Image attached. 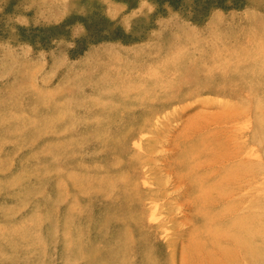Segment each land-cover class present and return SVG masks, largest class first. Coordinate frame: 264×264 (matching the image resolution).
<instances>
[{
  "label": "rangeland",
  "instance_id": "obj_1",
  "mask_svg": "<svg viewBox=\"0 0 264 264\" xmlns=\"http://www.w3.org/2000/svg\"><path fill=\"white\" fill-rule=\"evenodd\" d=\"M0 264H264V0H0Z\"/></svg>",
  "mask_w": 264,
  "mask_h": 264
},
{
  "label": "bare ground",
  "instance_id": "obj_2",
  "mask_svg": "<svg viewBox=\"0 0 264 264\" xmlns=\"http://www.w3.org/2000/svg\"><path fill=\"white\" fill-rule=\"evenodd\" d=\"M252 143V142H251ZM246 170V169H245ZM248 171V170H247ZM146 220V219H145ZM139 224V223H138ZM135 225V224H134ZM142 234V233H141Z\"/></svg>",
  "mask_w": 264,
  "mask_h": 264
}]
</instances>
